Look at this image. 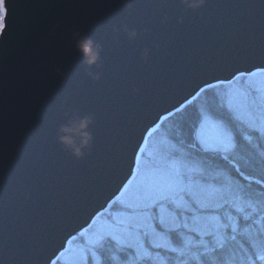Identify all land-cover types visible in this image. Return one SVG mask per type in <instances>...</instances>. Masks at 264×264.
I'll return each mask as SVG.
<instances>
[{
    "label": "water",
    "instance_id": "1",
    "mask_svg": "<svg viewBox=\"0 0 264 264\" xmlns=\"http://www.w3.org/2000/svg\"><path fill=\"white\" fill-rule=\"evenodd\" d=\"M0 10V264H54L121 195L164 119L264 72V0H0Z\"/></svg>",
    "mask_w": 264,
    "mask_h": 264
},
{
    "label": "trees",
    "instance_id": "2",
    "mask_svg": "<svg viewBox=\"0 0 264 264\" xmlns=\"http://www.w3.org/2000/svg\"><path fill=\"white\" fill-rule=\"evenodd\" d=\"M1 17L0 11V21ZM228 87L206 89L193 104L162 124L149 138L143 153L146 159L156 151L162 161L194 170L189 176L195 182L216 189L224 206L215 210L221 240L194 234L189 252L178 255L160 248L154 249L161 253L159 256L147 258L107 237L98 246L86 248L84 264H264V132L245 125L229 110L224 98ZM202 116L220 122L232 134V149L210 152L197 146L195 134ZM154 221L159 227L158 220ZM169 233L177 248L184 246L182 237L190 235L185 229L181 238Z\"/></svg>",
    "mask_w": 264,
    "mask_h": 264
},
{
    "label": "rangeland",
    "instance_id": "3",
    "mask_svg": "<svg viewBox=\"0 0 264 264\" xmlns=\"http://www.w3.org/2000/svg\"><path fill=\"white\" fill-rule=\"evenodd\" d=\"M243 77L246 78L240 80V77L226 84L229 86L224 95L227 106L245 125L264 132V72ZM199 96L164 119L148 137L138 157L134 176L121 195L78 237L82 243H73L72 240L54 264L86 263V248L98 246L107 237L135 249L139 256L147 258L159 256L161 253L157 251L160 248L178 255L189 252L194 234L216 238V242L221 240V225L216 209L224 206L216 189L195 182L189 176L194 170L177 162L169 164L162 161L156 151L143 158L149 138L164 122L184 111ZM195 140L199 148L210 152H226L234 145L232 134L220 122L208 116H202L198 123ZM192 202L198 207L197 210ZM183 229L190 233L186 239L182 237L185 236ZM169 231L176 237H182L184 246L177 248L172 243ZM154 249L157 251L154 252Z\"/></svg>",
    "mask_w": 264,
    "mask_h": 264
},
{
    "label": "clouds",
    "instance_id": "4",
    "mask_svg": "<svg viewBox=\"0 0 264 264\" xmlns=\"http://www.w3.org/2000/svg\"><path fill=\"white\" fill-rule=\"evenodd\" d=\"M78 47H80L83 50H89L90 49V42L86 39H81L78 41ZM93 53H94V55L91 56V59L94 61L97 58V54L95 52H93ZM87 123H88V120H87V118H85L80 122L79 126L81 128L86 127ZM88 138L89 137L87 136V134H85L83 143H87ZM62 140L66 144H69V145L72 144V141L68 137H62ZM74 151H76L77 154H80L79 147L74 148ZM73 243H75V241Z\"/></svg>",
    "mask_w": 264,
    "mask_h": 264
},
{
    "label": "snow or ice",
    "instance_id": "5",
    "mask_svg": "<svg viewBox=\"0 0 264 264\" xmlns=\"http://www.w3.org/2000/svg\"><path fill=\"white\" fill-rule=\"evenodd\" d=\"M6 27H7V23H6V21H5V23H4L2 26H0V35L3 34V32H4L5 29H6ZM262 258H264V257H262Z\"/></svg>",
    "mask_w": 264,
    "mask_h": 264
}]
</instances>
